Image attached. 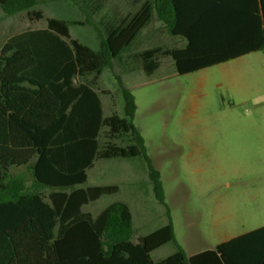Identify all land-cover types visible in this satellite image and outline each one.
<instances>
[{
  "label": "trees",
  "instance_id": "obj_1",
  "mask_svg": "<svg viewBox=\"0 0 264 264\" xmlns=\"http://www.w3.org/2000/svg\"><path fill=\"white\" fill-rule=\"evenodd\" d=\"M39 1L0 0V8L41 20L43 13L33 10ZM154 17L184 45L139 54L147 74L160 68L161 57L187 75L264 52V0H146L119 24L106 25L98 51L73 39L70 23L57 19L8 39L0 50V264H234L242 236L189 256L176 243L171 220L134 241L126 203L98 217L83 211L119 191L86 186L95 162L140 157L156 199L167 207L161 174L133 123L134 96L117 76L125 117H104L96 91L103 71L113 69ZM125 138L128 144L116 143ZM169 243L176 252L154 262L152 253Z\"/></svg>",
  "mask_w": 264,
  "mask_h": 264
},
{
  "label": "rangeland",
  "instance_id": "obj_2",
  "mask_svg": "<svg viewBox=\"0 0 264 264\" xmlns=\"http://www.w3.org/2000/svg\"><path fill=\"white\" fill-rule=\"evenodd\" d=\"M136 1L40 0L33 10L44 18L35 21L26 12L9 16L0 8V47L14 34L45 28L48 19H57L70 23L73 39L98 51L106 25L119 24L146 0ZM183 45L154 17L97 82L106 93V116L125 117L117 76L134 96L133 123L161 174L167 207L156 199L140 157L95 162L86 186L116 185L119 191L83 211L98 217L108 206L126 203L134 218V241L171 220L176 243L193 255L264 222V52L187 75H179L165 57L153 74L143 70L142 52ZM116 143L128 144L126 138ZM175 252L169 243L152 259L160 262Z\"/></svg>",
  "mask_w": 264,
  "mask_h": 264
},
{
  "label": "crops",
  "instance_id": "obj_3",
  "mask_svg": "<svg viewBox=\"0 0 264 264\" xmlns=\"http://www.w3.org/2000/svg\"><path fill=\"white\" fill-rule=\"evenodd\" d=\"M46 28H47V26L45 28L33 29V30H28V31H38V30H44ZM28 31L17 33V34H14V35L8 37L2 43L0 50L2 49L4 44L8 41V39H10L13 36L28 32ZM97 89L98 90H96V91L99 93L101 106H102V110H103V115H104V117H109V116H106V114H105V102L103 99V96H105L106 93L103 92L102 90H100L98 87H97ZM91 169H89L87 171V175ZM88 179H89V176H88ZM87 182H88V180H87ZM94 186H110V185H94ZM133 222H134V218H133ZM134 226H135V224H134ZM241 236L243 237L242 243H236V245H234V249H233L234 250V252H233L234 264H264V222H260L258 224L253 225V226H249L244 232H242L238 235L232 236V237L228 238L227 240H225L221 243L237 239ZM217 245H219V244H217ZM213 249H215V248L206 249V250H203L201 252H204L207 250H213ZM201 252H198V253H201ZM195 254H197V253H195ZM189 256H191V255H189Z\"/></svg>",
  "mask_w": 264,
  "mask_h": 264
}]
</instances>
